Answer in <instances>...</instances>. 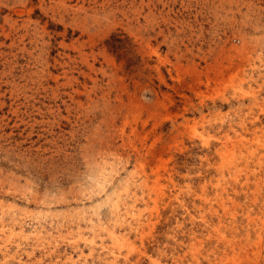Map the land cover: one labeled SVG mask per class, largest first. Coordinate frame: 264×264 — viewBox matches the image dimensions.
<instances>
[{
  "label": "rangeland",
  "instance_id": "374dc122",
  "mask_svg": "<svg viewBox=\"0 0 264 264\" xmlns=\"http://www.w3.org/2000/svg\"><path fill=\"white\" fill-rule=\"evenodd\" d=\"M0 264H264V0H0Z\"/></svg>",
  "mask_w": 264,
  "mask_h": 264
},
{
  "label": "bare ground",
  "instance_id": "6f19581e",
  "mask_svg": "<svg viewBox=\"0 0 264 264\" xmlns=\"http://www.w3.org/2000/svg\"><path fill=\"white\" fill-rule=\"evenodd\" d=\"M208 227V226H207Z\"/></svg>",
  "mask_w": 264,
  "mask_h": 264
}]
</instances>
